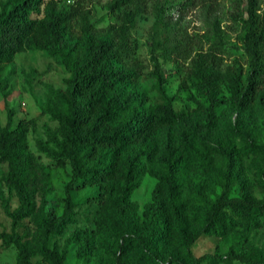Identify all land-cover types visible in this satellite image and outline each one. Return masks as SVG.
Here are the masks:
<instances>
[{
	"label": "trees",
	"instance_id": "obj_1",
	"mask_svg": "<svg viewBox=\"0 0 264 264\" xmlns=\"http://www.w3.org/2000/svg\"><path fill=\"white\" fill-rule=\"evenodd\" d=\"M131 1L110 0L109 8L121 11L119 22L98 33L90 21L89 11L79 2L64 6L65 0H0V75L16 54L37 50L57 57L69 73L63 87L46 85L39 116L49 114L57 125L47 127L45 142L36 143L58 165L71 167L66 207L69 209L72 205L71 190L96 186V194L89 198L97 205L95 224L114 230V221L129 208V199L143 175L150 173L158 181L152 200L144 206V221L159 224L167 234L171 230L165 218L173 215L179 233L184 236L189 264H201L205 259L226 264H234L235 260L264 264L263 253L260 261L249 253L237 254L233 250L225 257L209 254L196 257L191 252L193 243L205 229L190 230L188 203L182 190L185 164L156 159L160 134L165 128L175 126L180 115L173 105L175 96L165 89L167 76L157 56L152 55L154 68L150 72L156 92L153 101L148 102L135 86L136 73L127 60L132 52L129 32L140 10L138 7L122 10ZM239 2L234 19L240 25L238 39L247 56L246 68L235 62L222 70L217 50L201 46L204 35L177 32L159 14L152 26V51L160 49L164 59L173 57L176 70L182 62H187L178 91H187L196 104L194 132L200 146L209 138L217 120L216 109L225 101L224 88L229 93L226 101L236 111L251 109L257 102L264 103V0ZM14 115V109H8L6 122L0 125V162L7 166L4 181L20 202L19 207L10 210L9 200L5 199L4 211L18 219L23 209L25 214L33 215L34 197L29 195L28 187L34 184V192L45 188L47 174L27 144V133L35 125V119L21 118L15 122ZM134 148L139 152L132 156L129 151ZM259 150L264 153V142ZM207 157L211 156L204 151L203 164ZM166 184L169 190L164 202L162 187ZM232 185L229 178L220 179L221 190L207 211V224L212 230L260 227L264 222V180L261 197L255 196L248 186L239 187V194L231 195ZM62 227L63 221L50 208L45 238L60 233ZM119 237L124 243L140 242L130 234L119 233ZM0 240L17 248V264H36L32 260L33 251L17 232H2ZM123 242L116 244L113 264H126L129 260ZM41 255L48 264H63L65 258V254L49 247L47 239L41 244Z\"/></svg>",
	"mask_w": 264,
	"mask_h": 264
},
{
	"label": "rangeland",
	"instance_id": "obj_2",
	"mask_svg": "<svg viewBox=\"0 0 264 264\" xmlns=\"http://www.w3.org/2000/svg\"><path fill=\"white\" fill-rule=\"evenodd\" d=\"M79 2L89 11V18L98 33L105 32L110 24L119 22L121 11L109 8L110 0H65L64 6ZM239 0H132L122 8H139L135 25L129 32L132 52L127 60L136 73L135 86L142 97L152 102L156 94L150 72L154 68L152 55L158 57L167 93L175 96L173 103L180 117L175 126L165 128L159 136L156 159L185 164L182 185L183 198L188 203L187 216L190 230L205 229L191 247L194 256L204 254L225 257L229 250L237 254H251L260 261L264 254V222L258 228L213 229L207 224L206 215L212 201L219 195L220 179L229 178L233 185L231 195L239 194V187L248 186L251 192L261 197L264 180V153L259 145L264 142V103L257 102L246 111H236L226 101V88L222 97L224 103L216 109L217 120L209 138L200 146L195 134L196 106L185 90L178 91V84L185 73L187 62L176 70L172 58L164 59L160 49L152 51L151 32L156 15L174 25L177 32L190 36L204 35L201 46L214 47L222 70L239 62L246 68L247 56L239 42L240 25L234 19L239 10ZM217 28H220L217 31ZM64 65L47 51H27L16 54L12 63L5 66L0 75V125L7 119V111H15L14 121L35 119L27 133V144L47 174L46 186L35 191L34 184L28 187L34 197V213L28 215L22 210L18 219L4 211V200H9L10 210L20 206L13 190L4 181L7 171L0 162V233L17 232L22 242L30 248L36 264H48L41 255V244L45 239L51 249L65 254L63 264H113L117 242H123L120 234L138 237L140 242H123L128 250L126 264H189L188 250L184 236L179 233L176 219L168 214L165 224L171 230L164 234L159 224L144 221V206L152 200V192L158 178L145 173L140 185L129 199V208L114 221V230L99 228L95 224L97 205L89 201L96 194V186L76 187L70 191L72 205L67 208L66 186L70 180L69 164L60 166L53 157L38 149V140L45 142L47 127H54L57 121L49 115H40L44 103L46 85L63 87L68 77ZM207 106V102L198 97ZM204 151L211 157L204 162ZM134 148L129 153L135 156ZM167 170V169H166ZM156 174V173H155ZM200 185L199 188L197 186ZM169 185L162 187V201L168 199ZM52 208L63 227L58 234L44 236L48 210ZM127 244V245H126ZM0 264H17V248L0 240ZM201 264H226L209 259ZM234 264H247L235 260Z\"/></svg>",
	"mask_w": 264,
	"mask_h": 264
}]
</instances>
